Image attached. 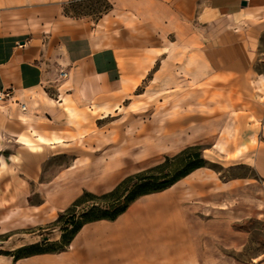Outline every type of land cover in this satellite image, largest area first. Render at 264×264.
I'll use <instances>...</instances> for the list:
<instances>
[{"label":"crops","instance_id":"1","mask_svg":"<svg viewBox=\"0 0 264 264\" xmlns=\"http://www.w3.org/2000/svg\"><path fill=\"white\" fill-rule=\"evenodd\" d=\"M218 79L240 83L252 101L255 121L242 114V126L258 131L251 162L264 190V0H0V88L11 90L0 99V209L30 212L42 224L84 189L107 191L160 160L152 157L158 146L165 156L217 144L228 112L148 141L143 156L151 160L141 166L137 142L106 153L93 136L135 95ZM58 154L70 157L47 173ZM236 184L199 166L116 218L84 223L63 250L0 253V264H185L201 248L186 218L187 192L211 212L219 186Z\"/></svg>","mask_w":264,"mask_h":264},{"label":"rangeland","instance_id":"2","mask_svg":"<svg viewBox=\"0 0 264 264\" xmlns=\"http://www.w3.org/2000/svg\"><path fill=\"white\" fill-rule=\"evenodd\" d=\"M150 92L153 93L135 95L100 121L102 126L93 138L105 148L97 150L108 153L114 144L123 146L132 140L137 142L138 165L141 166L151 160V156H143L148 141L196 120L228 112L217 144L203 143L202 150L223 180L233 179L238 184L232 191L219 186L217 210L211 212L204 207L197 208L199 204L210 205L209 201H203L192 191L187 192L186 218L192 222L191 231L197 232L195 241L201 248L196 259L185 260V264H264V190L251 162L259 136L258 131L245 132L242 126V114L247 115V120L255 121L249 116L254 107L247 99L246 90L240 83L226 84L218 79L197 86H157ZM164 149L158 146L153 159L161 158L158 160L161 161ZM77 150L79 148L75 147L74 151ZM175 152L170 150L166 154ZM69 157V154L52 156L45 164L47 173H52ZM55 219L40 224L30 212L0 209V253L8 252L15 258L14 253L28 250L18 251V247L54 237L61 229L59 224L53 223ZM193 224L198 227L194 229ZM59 238L51 240L55 242Z\"/></svg>","mask_w":264,"mask_h":264},{"label":"trees","instance_id":"3","mask_svg":"<svg viewBox=\"0 0 264 264\" xmlns=\"http://www.w3.org/2000/svg\"><path fill=\"white\" fill-rule=\"evenodd\" d=\"M202 149V144L194 143L173 154H165L161 161L127 174L107 191L98 193L84 189L70 205L59 211L54 220L53 223L61 227V237L58 241L49 239L22 245L18 247V251L27 248V252L14 253V257L63 250L84 223L99 218H116L140 195L162 190L199 166L215 167L212 161L204 156ZM48 241L54 245H47ZM55 243H59L58 246Z\"/></svg>","mask_w":264,"mask_h":264},{"label":"built area","instance_id":"4","mask_svg":"<svg viewBox=\"0 0 264 264\" xmlns=\"http://www.w3.org/2000/svg\"><path fill=\"white\" fill-rule=\"evenodd\" d=\"M59 75L64 77L67 75V70L66 69H60L59 71ZM11 94V90L9 89H2L0 88V99H4L6 97H8ZM22 107H25V104L22 103Z\"/></svg>","mask_w":264,"mask_h":264},{"label":"water","instance_id":"5","mask_svg":"<svg viewBox=\"0 0 264 264\" xmlns=\"http://www.w3.org/2000/svg\"><path fill=\"white\" fill-rule=\"evenodd\" d=\"M244 3L246 2V1H243Z\"/></svg>","mask_w":264,"mask_h":264}]
</instances>
